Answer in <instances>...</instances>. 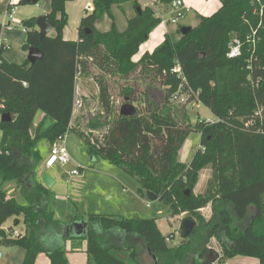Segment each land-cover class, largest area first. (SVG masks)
<instances>
[{"label": "trees", "instance_id": "trees-1", "mask_svg": "<svg viewBox=\"0 0 264 264\" xmlns=\"http://www.w3.org/2000/svg\"><path fill=\"white\" fill-rule=\"evenodd\" d=\"M49 1L45 16L53 25V37L40 38L36 18L21 21L22 49L40 50V60L32 65L27 60L8 63L0 44V117L6 116V121L0 120V183H14L25 201L19 205L9 199L0 185V225L13 219L14 225L21 222L26 228L10 237L0 230V246L22 249L19 264H34L40 253H46L49 264H68L64 250L46 251L40 245L38 233L50 227L69 229L80 222L86 223L82 238L87 243V264H140L135 247L108 243L113 232L141 240L152 264H217L236 257L264 264V9L262 16L255 13L256 1L264 6V0H218L221 8L215 14L199 17L186 35L177 28L136 63L132 58L140 45L161 23L152 8L142 9L139 0H91L92 11L80 21L78 40L66 41L65 5L73 0ZM172 1L158 0V5L169 8ZM123 4H130L135 16L119 31L112 8ZM104 18L111 20L110 29L98 32L95 24ZM2 30L0 25V38ZM235 40L241 55L228 59ZM89 59L108 71L112 67L123 79L149 72L165 89L167 107L156 112L143 109V97L127 88L124 99L139 106L135 117H121L113 112L108 88L99 81L102 118H113L102 142L79 137L88 157L100 158L131 176L139 194L150 192L172 214L181 210L197 222L175 246H169L171 238L161 234L154 219L136 215H74L60 223L49 207L52 192L35 179L42 164L39 144L51 145L70 131L76 75L86 69ZM174 94L195 99L216 121L191 124L184 105L178 106L180 111L170 105ZM37 114L43 118L36 123ZM100 126L91 124L93 129ZM193 132L200 134V147L185 165L178 155ZM207 166L212 176L204 194L195 196L199 172ZM207 206L210 217L205 220L200 210ZM7 231L14 233L12 228ZM211 240H216L221 254H214Z\"/></svg>", "mask_w": 264, "mask_h": 264}, {"label": "rangeland", "instance_id": "rangeland-1", "mask_svg": "<svg viewBox=\"0 0 264 264\" xmlns=\"http://www.w3.org/2000/svg\"><path fill=\"white\" fill-rule=\"evenodd\" d=\"M78 0H73L67 2L65 12L67 14V27L64 31V34H68L71 36V33L76 34V26L78 25L75 20V14L77 15V11L74 14V8L77 4ZM5 8L3 4L0 2V25L7 24L8 20L4 18ZM50 11V1L49 0H40L36 4L29 5H18L17 11L14 14V19L10 26H6L3 28L1 34V41L8 42V48L3 53V58L8 63L20 64L27 59L28 51H24L22 46L24 44L25 34L22 32L21 21H25L31 18H39L45 16ZM170 21V19H169ZM195 26V19L193 18H180L177 21V24H170L171 29L179 28L181 26ZM176 26V27H172ZM174 35V33H173ZM49 36H54V32L51 31ZM100 64V62H95L92 59L86 61V69H80L79 78L87 79L86 88H80L82 91L85 89L86 96L82 95L78 89L77 102L80 103V107L76 106V120L77 124L73 126L72 131L74 133L82 134L84 137H88L92 142L97 140L98 142H102L103 136L106 131V125L110 123L113 116H110L108 119L102 118V112L99 103V90H97L99 81L102 85L105 84L108 88L110 105L113 112L117 111L119 114L120 107L125 104L124 94L127 88H133L137 91V94L143 97L142 103L144 104V108L147 110H152L156 112H160L163 107H167L164 102V92L165 89L160 85V82L155 80L149 72H142L136 74L135 76H130L127 79L121 78L117 72L111 67L108 71L105 67ZM99 88V87H98ZM138 95V96H139ZM183 95V94H180ZM139 96V97H140ZM180 98H185L180 96ZM131 104L135 110L137 111V103H129ZM170 105L173 108L180 109L178 106H183L177 103L176 100L170 101ZM186 112L191 124H195L198 120H207L213 119L211 113L204 108L201 104L197 103L196 100L186 101L185 105ZM176 110V111H177ZM180 111V110H179ZM95 120V121H94ZM93 122H100L101 126L93 129L91 124ZM70 131V132H72ZM72 133V135H74ZM78 138V137H77ZM200 134L197 132H193L186 139L183 144L181 150L179 151L178 159L183 164H189L194 153L200 147L199 144ZM40 152L41 155L45 153L46 146L41 143ZM85 147V146H84ZM86 149V148H85ZM86 151V150H85ZM87 154V153H86ZM88 167L80 168V174L83 176L87 174V178H80L79 181H76L74 178L70 179L69 182L64 181L62 178L65 174L64 170L61 171L58 168L54 170L48 171L53 178H56V183L50 187L51 194V204H58L60 208L63 206V202L70 204L72 216H80L87 217L83 215L86 213L88 206L91 208H95L97 210L93 211L94 214L98 211V213H103L104 210L110 214L112 217H127L136 215L140 218H149L151 216V211L145 208V201H148L146 194L143 195L138 193L139 185L138 183L131 177L119 170L117 167L106 163L100 158H96L94 161L91 160V157H87ZM115 170H114V169ZM122 172L119 173V171ZM112 170V172H110ZM108 173L107 179L105 181L106 187L98 183L99 175ZM119 174V175H118ZM56 175V176H55ZM80 175V176H81ZM212 176V170L210 166H207L203 170L199 172V177L197 184L193 188V194L195 196L203 195L206 188L208 180ZM78 177V176H77ZM90 177V178H89ZM114 180V182H113ZM112 182V183H111ZM111 184V186H110ZM1 185V183H0ZM138 185V188H137ZM108 190V192L104 193L101 190ZM1 190H3L6 196L9 199L14 200L17 204L23 205L25 203L23 197L21 196L19 190L16 188L14 183L8 182L3 183L1 185ZM125 190V191H124ZM123 191V192H122ZM92 194V195H90ZM98 195V196H97ZM109 197V198H107ZM68 201V202H67ZM153 202L152 205L162 204L160 201H150ZM155 209V207H153ZM170 216L171 221L169 223L170 227V235L172 238L171 241L168 242L169 246H175L181 240L178 234V228L180 222L187 215L186 212H181L178 210V213L172 214L171 209ZM201 216L207 220L210 217V208L209 206L200 210ZM93 215V214H92ZM197 223V222H195ZM168 225V224H167ZM2 229L16 228L18 232H22V227L16 226L13 223V219L7 220L5 223L0 225ZM18 227V228H17ZM160 230L163 233H167L168 229L164 222L159 226ZM6 236H14L13 234L8 233V231H4ZM141 241V240H140ZM137 242H135V245ZM139 247V262L140 264H152L151 258L148 256L146 250L140 243L137 245ZM209 247L213 249L214 254H221L220 247L216 240H211ZM10 249V248H9ZM8 249V250H9ZM15 253H9L7 256L8 264H17L20 261V255L22 250L20 248L13 247ZM0 252L2 253V260L5 258L7 254L6 248H0ZM10 252V251H9ZM2 261L0 262V264ZM217 264H258L257 260L247 257H236L234 259H226L222 260Z\"/></svg>", "mask_w": 264, "mask_h": 264}, {"label": "crops", "instance_id": "crops-1", "mask_svg": "<svg viewBox=\"0 0 264 264\" xmlns=\"http://www.w3.org/2000/svg\"><path fill=\"white\" fill-rule=\"evenodd\" d=\"M181 1H182L183 8H184L182 18L184 17V20L186 18H189V17L192 19L194 18L195 24H197V20L199 17H210L213 14H215L221 8V3L218 0H181ZM0 2L3 4L4 8L6 9L7 0H0ZM139 3H140V6L142 9L152 8L155 11L156 16L161 19V23L149 34L146 41L140 45L138 52L132 58L133 63L138 62L144 54H146V53L151 54L154 51V49L156 47H158L164 41V39L167 35H173V33L175 34V32L177 30V28L171 29L169 26V19H171L173 17L170 8L160 7L158 5V0H139ZM89 6L92 7V1L91 0H78L76 6L74 8V14L77 11V15L75 14V16H74L76 23L78 24L76 26V34L71 33L70 37L68 36V34H64V31L67 27L66 26L64 28V31H63V39L64 40H66V41H77L78 40L79 24H80L81 19L84 17V15L87 14L85 8L89 7ZM65 9H66V5H65ZM88 13H90V12H88ZM112 14L114 16V23H115L117 29L119 31H124L126 28V25H127V21L135 16V11L133 10V8L131 7L130 4H123L120 7L114 6L112 8ZM110 26H111V20L108 18H104L102 20H99L95 24L96 30L98 32H102V33L107 32L110 29ZM172 27H176V26H172ZM181 27L192 28L194 26L189 25V26H181ZM79 73H80V70H79L78 74L76 75V80H75L74 110H73L72 119H71L70 131H72L73 126H75L77 124L76 106L80 107V103L77 102V95L79 92H81L82 95L86 96L85 89H83L81 91L80 88H86L87 79L79 78ZM78 89H79V92H78ZM97 90H98V87H97ZM42 118H43L42 114H37L36 123L38 121L42 120ZM50 123L51 122L49 119L45 120L46 125H49ZM70 131L66 135V143H67V147H68V150H69V153L71 156V162L67 166H64V167L56 165L52 169H46L44 164H45V161L49 155L50 144H48L46 142H42L43 144H45L46 149H45V153L41 155L42 156V164L38 170L37 176L35 178L36 180L41 181V175L42 174H48L53 181L52 185H54L56 183V178H53L52 175H50L48 173V171L58 168L59 170H61V171L64 170V172H65L62 179L66 182H69L70 179H73L75 177V176L69 175V173L72 170H74L76 168H82L83 169V167L84 168L88 167V163H87L88 161L86 159L88 157V155L86 154V151H85L86 149L82 143V140L80 139L78 133H74L73 131L72 132H70ZM72 133H74V135H72ZM40 145L42 146V144L41 143L39 144V149L41 148ZM110 172H112V170H110ZM80 173L81 172H79L78 177L76 176L74 178L76 181H79L80 178L81 179L87 178V174L86 175L83 174V176H82ZM119 173H121V175H122L121 171H119ZM98 175H99L98 183L101 182V184L103 186H105L106 185L105 181L107 180L105 178L107 177L108 173L98 174ZM113 182H114V180H113ZM110 186H111V184H110ZM137 188H138V185H137ZM48 189H50V188H48ZM108 190L109 189L103 190V191L101 190V192H103V194H104V193L108 192ZM90 195H92V194H90ZM107 198H109V197H107ZM144 204H145V208L148 209L149 211H151V216L148 219H154L156 222L157 228L161 232V234L165 237H168L171 233L169 223L172 220L171 216H170L171 215L170 210L168 208L164 209L163 208L164 206L160 203L159 204L156 203V205L154 206V205H152L153 202L145 201ZM49 207H50L51 212L54 214V219L60 223L66 222L68 220V218H70L72 216V213L70 211L71 207H70V204H68V203L63 202V206L60 208V206L58 204H54V203L51 204V201H50ZM153 207H155V209H153ZM87 210L88 211H86V213H84L83 215H85V216L92 215V214L94 215L93 211H95L97 209L91 208L90 206H88ZM95 214L110 216V214L108 212H106V210H104L103 213H98V211H97ZM162 222H164L167 226L168 231L166 234L160 230L159 226L161 225ZM77 223H80V222H77ZM18 226L22 227V232H18V230L16 228H14V229L12 228L13 232L17 233V234H23L26 231L24 224L20 222V224ZM9 228H11V227H9ZM8 229H2L0 227V230H3V231H7ZM169 238H172V237L169 236ZM108 239H109L108 240L109 244H116L119 246L129 245V246L135 247L138 250L139 247L137 245H140V243H141L142 246L144 247L143 243L139 239H137L133 236H126L120 232H113V233L109 234ZM38 241H39L40 245L46 251H53L56 249L64 250L66 252V258H67L68 264H87V255H86L87 243H86V240L84 238H82V235H77L75 233V231L72 230L70 227H69V229L51 228V227L47 228V229H42V230L40 229V231L38 233ZM135 242H137L136 245H135ZM0 248H6L7 249V254H6L5 258L2 260L1 264H8L6 258L9 255V253H11V254L15 253V250L12 249L13 247H1L0 246ZM23 257H24V251L22 250L19 263L22 262ZM151 261H153V260L151 259ZM19 263H17V264H19ZM49 263L50 262H49V259L46 255V253H40L37 255L34 264H49ZM257 263H258V261H257Z\"/></svg>", "mask_w": 264, "mask_h": 264}, {"label": "built area", "instance_id": "built-area-1", "mask_svg": "<svg viewBox=\"0 0 264 264\" xmlns=\"http://www.w3.org/2000/svg\"><path fill=\"white\" fill-rule=\"evenodd\" d=\"M20 0H7L6 3V9L4 11V18L5 20H8V23L3 24L2 28H6V26H10L13 19H14V14L17 11V6ZM256 3L259 5V9H255V13L259 16H262L263 14V9L264 6L259 2L256 1ZM169 8L172 12L173 17L170 19L169 23L170 24H177V21L182 18L183 15V4L181 0H174L171 2V4L169 5ZM86 12H91L92 11V7H86L85 8ZM22 32L25 33V29L22 28ZM255 34V33H254ZM0 44H2L5 48V50L8 48V42H2L0 41ZM241 55V45L238 41H234L233 45L231 46L228 54H227V58L228 59H235L240 57ZM175 72H178V69L175 68ZM180 96H183L185 98H180ZM176 100L177 103L181 104V105H185L186 101H188V97L186 94L180 95V94H174L173 96H171L169 101H174ZM216 121V119H207L205 120V123L207 124H212ZM67 135V134H66ZM71 162V156L67 147V143H66V136L64 138L58 139L57 141H55L53 144L50 145V150H49V155L45 161V168L46 169H52L54 166L58 165V166H67L69 163ZM70 176H78L79 175V171L76 169L72 170L69 173ZM17 233H14V235H16ZM168 240V239H167ZM2 261V253L0 252V262Z\"/></svg>", "mask_w": 264, "mask_h": 264}, {"label": "water", "instance_id": "water-1", "mask_svg": "<svg viewBox=\"0 0 264 264\" xmlns=\"http://www.w3.org/2000/svg\"><path fill=\"white\" fill-rule=\"evenodd\" d=\"M29 3L36 4L37 0H27ZM36 28L39 32L40 38H43L47 36L51 31H53V25L52 23L47 19L46 16H42L36 19ZM190 27H182L180 29L181 35H186L190 31ZM43 54L40 50L30 47L28 49L27 54V62L32 65L36 61L40 60L42 58ZM137 115V112L135 108L128 103L127 99H125V104H123L119 109V116L121 117H135ZM0 120L2 122L6 121V116L2 115L0 117ZM92 161L94 159L91 158ZM41 181L42 183L47 187L50 188L53 184L52 179L48 174H42L41 175ZM146 197L148 201H157V196L148 192L146 193ZM195 227V220L190 217L186 216L183 218L180 222L179 228H178V234L181 239H186L193 231ZM72 230L75 231L77 235H85L86 233V223H77L70 227Z\"/></svg>", "mask_w": 264, "mask_h": 264}]
</instances>
